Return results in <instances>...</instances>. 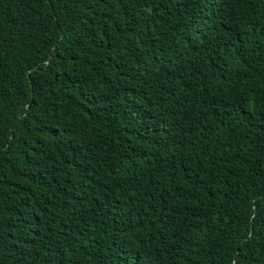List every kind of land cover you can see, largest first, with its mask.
<instances>
[{
    "label": "trees",
    "instance_id": "16d2710c",
    "mask_svg": "<svg viewBox=\"0 0 264 264\" xmlns=\"http://www.w3.org/2000/svg\"><path fill=\"white\" fill-rule=\"evenodd\" d=\"M0 264H264V0H0Z\"/></svg>",
    "mask_w": 264,
    "mask_h": 264
},
{
    "label": "water",
    "instance_id": "95a60500",
    "mask_svg": "<svg viewBox=\"0 0 264 264\" xmlns=\"http://www.w3.org/2000/svg\"><path fill=\"white\" fill-rule=\"evenodd\" d=\"M236 257H237V255H236Z\"/></svg>",
    "mask_w": 264,
    "mask_h": 264
}]
</instances>
